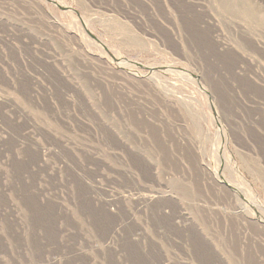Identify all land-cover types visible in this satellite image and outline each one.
I'll return each instance as SVG.
<instances>
[{"label":"rangeland","instance_id":"374dc122","mask_svg":"<svg viewBox=\"0 0 264 264\" xmlns=\"http://www.w3.org/2000/svg\"><path fill=\"white\" fill-rule=\"evenodd\" d=\"M0 264H264V0H0Z\"/></svg>","mask_w":264,"mask_h":264},{"label":"bare ground","instance_id":"6f19581e","mask_svg":"<svg viewBox=\"0 0 264 264\" xmlns=\"http://www.w3.org/2000/svg\"><path fill=\"white\" fill-rule=\"evenodd\" d=\"M227 184H228L229 186H232V185H231L230 183H228V182H227ZM233 188H235L237 192H239V193L241 192V191L238 190L239 187H238V189H237L236 187L233 186ZM257 204H258V203H257ZM259 208H261V207L259 206Z\"/></svg>","mask_w":264,"mask_h":264}]
</instances>
